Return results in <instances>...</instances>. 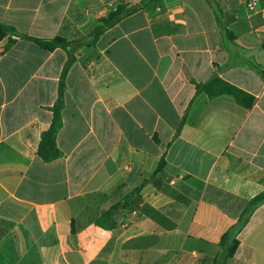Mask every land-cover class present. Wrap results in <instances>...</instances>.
Here are the masks:
<instances>
[{"label": "crops", "instance_id": "0c3cea01", "mask_svg": "<svg viewBox=\"0 0 264 264\" xmlns=\"http://www.w3.org/2000/svg\"><path fill=\"white\" fill-rule=\"evenodd\" d=\"M118 1L0 0V23L78 39ZM247 1L153 0L81 48L49 161L37 147L66 52L0 37V264H211L264 190V0ZM213 76L251 106L194 94ZM237 238L226 264H264V200Z\"/></svg>", "mask_w": 264, "mask_h": 264}, {"label": "trees", "instance_id": "16d2710c", "mask_svg": "<svg viewBox=\"0 0 264 264\" xmlns=\"http://www.w3.org/2000/svg\"><path fill=\"white\" fill-rule=\"evenodd\" d=\"M151 1L153 0H139L134 3L125 0L118 1L109 8L105 15L97 19L95 26L87 35L78 39L68 40L61 36H53L51 38L34 37L19 33L11 25L0 23V37L8 34L10 42L15 41L17 38H27L37 43L45 50H53L60 47L65 50L67 55L59 75L56 99L49 107L52 112L49 126L41 132L40 140L38 142L37 153L43 160L49 161L60 155V151L56 144V134L62 124L61 111L64 105L63 93L65 88V77L69 67L79 56L80 49L88 45H94L106 29L113 26L121 18L141 9ZM226 33L228 34L229 31H226ZM194 86V94L201 91H205L209 96H215L220 93H229L233 95L239 104L247 107H250L253 102V97L251 95L217 76H213L204 82L195 83ZM185 116L186 111L181 117L176 132H179ZM163 162L164 160L161 158L156 170H159L162 167ZM262 200H264V190L258 192L248 200L238 216L237 221L222 233L219 240L220 250L213 257L211 264H226L227 260L235 254L239 245L237 234L244 223H246L254 206ZM125 204L126 199L114 204L97 218L96 224L103 227H110L114 223L112 216Z\"/></svg>", "mask_w": 264, "mask_h": 264}, {"label": "built area", "instance_id": "2783aa9c", "mask_svg": "<svg viewBox=\"0 0 264 264\" xmlns=\"http://www.w3.org/2000/svg\"><path fill=\"white\" fill-rule=\"evenodd\" d=\"M257 0H249V1H247V6H249V7H252L254 4H255V2H256ZM262 16L264 17V11H262Z\"/></svg>", "mask_w": 264, "mask_h": 264}]
</instances>
